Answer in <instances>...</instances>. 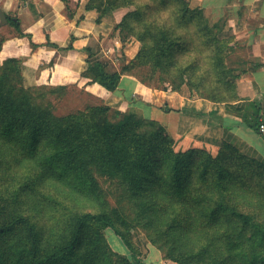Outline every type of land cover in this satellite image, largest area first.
I'll return each mask as SVG.
<instances>
[{"label": "trees", "instance_id": "16d2710c", "mask_svg": "<svg viewBox=\"0 0 264 264\" xmlns=\"http://www.w3.org/2000/svg\"><path fill=\"white\" fill-rule=\"evenodd\" d=\"M121 9L129 11L118 28L141 43L136 60L152 65L165 91L187 86L214 103L239 100L225 59L235 45L218 37L204 10L185 0L86 6L98 23ZM9 24L21 34L18 21ZM122 75L98 62L83 76L113 93ZM67 93L27 88L20 61H0V264H143L132 239L139 226L180 264H264V161L227 142L182 150L165 126L134 113L114 122L105 105L58 116L52 99ZM239 165L259 180L235 177ZM102 184L129 218L120 203L103 207ZM107 229L135 262L109 247Z\"/></svg>", "mask_w": 264, "mask_h": 264}, {"label": "crops", "instance_id": "0c3cea01", "mask_svg": "<svg viewBox=\"0 0 264 264\" xmlns=\"http://www.w3.org/2000/svg\"><path fill=\"white\" fill-rule=\"evenodd\" d=\"M89 1L82 0L69 14L61 0H33L31 6L29 1L26 6L27 2L21 0H2L6 16H14L22 35L16 30L2 43L0 60L20 61L27 88H76L103 97V105L119 111L138 108L150 120L158 118L155 102L162 98L167 108L162 113V124L176 142L211 148L227 142L245 155L264 161V133L259 130L264 124V0H185L191 9L209 12L213 24H226L231 32L235 47L226 52L225 59L234 71L240 92L239 100L231 104L202 99L187 87L180 93L163 89L154 92L152 88L148 92L128 74L122 75L113 93L97 83L90 84L84 73L90 65L106 63L120 48V41L115 36L110 44L116 23L111 16L99 23L92 21L98 13L86 11ZM7 25L3 27H10ZM257 116L258 121H253ZM175 117L180 121L177 129L171 123Z\"/></svg>", "mask_w": 264, "mask_h": 264}, {"label": "rangeland", "instance_id": "374dc122", "mask_svg": "<svg viewBox=\"0 0 264 264\" xmlns=\"http://www.w3.org/2000/svg\"><path fill=\"white\" fill-rule=\"evenodd\" d=\"M28 1H29L30 6L34 5V3H32L33 0H24V1L21 0V3L27 2L26 6H29ZM40 1L43 2L44 0H40ZM81 1L82 0H61L60 4H62L63 6H66V10L70 14L75 9L76 6H79ZM1 5H2V0H0V6ZM71 6L73 7L72 9H71ZM128 11L129 9H121V10H118V11H115L109 14V16H111V20L113 22L114 21L116 22L114 29H113V33H112V38H111L112 41L110 42V44H113V39L116 36L118 40L120 41V48H118L116 53L112 54L111 57L107 60L106 62L107 71L112 74L113 73H124V74L134 76L136 79H138L143 84L144 87L147 88L148 92H150V88H152L154 92L156 90L158 91L162 89L164 90L163 82L158 81V77L154 74L152 65H150V63H143V62L139 63L136 60L137 55L141 49V43L138 41V39L135 36H132L128 31L118 28L123 16ZM204 16L206 20L208 21L209 25L213 26L214 24L212 22L210 13L207 11L206 12L204 11ZM11 17L13 18L14 16H11ZM98 18H99V14L95 19H92V21L97 22ZM195 22L197 23V21ZM9 25L10 27H3V26H8V25L0 26V49H1L2 43L7 38L17 33L15 27L11 24ZM198 27L199 25L196 26L192 30L193 31L198 30ZM226 29H227L226 24H223V25L221 24V25H218L217 28H215V32L218 34L219 38L231 39L234 44V39L230 37L231 32ZM136 32H139V31L137 30ZM127 54H128V57H127ZM0 61H5V60H0ZM229 79L235 84L236 76L233 70H232V78H229ZM45 87L49 88V87H59V86H45ZM184 87H187V86H184ZM182 88L180 90L171 91V92L180 93ZM188 90L193 94V92L189 88ZM67 91L68 93L64 97L60 99H52L53 104H54V112L58 116H65L71 113H76L88 107L104 106L102 103L103 97L97 96L94 93L86 92V91L79 90L76 88L74 89L68 88V86H67ZM166 92L168 91L166 90ZM232 94L233 96L236 95V96H239L240 98V92L238 90L236 94L231 93L230 95L232 96ZM142 96L143 98H146L144 97L146 96L145 94H143ZM217 104H226V103L220 102ZM155 105L159 113L157 116L158 118L152 121H154L157 124L163 125L162 124V113L164 111L166 112L167 108L163 107L162 98L156 100ZM111 109L112 110L110 112V119L114 122H119L124 117V115L126 114L128 115L130 113H134L139 118L142 117V118L147 119L145 116H143L142 111L135 107H130L126 110L123 108V109H120V111L116 110L115 108H111ZM177 118L178 117H175L171 121L172 126H174L176 129L180 125V121ZM178 147L181 148L182 150L187 149V146L182 145V142L178 144ZM218 147L212 148V149L217 150ZM237 169L235 170L236 171V174L234 175L235 177L244 178L245 180H248V181H250V179L252 178L251 179L252 182L259 180L258 176L254 175L252 172L248 173V175L243 174L244 172L240 171V165H239V168ZM92 189L94 190V186L91 187V190ZM95 190H96L97 196L101 200L103 207L106 210L110 211L113 208H116L117 205L120 203L121 208L126 212L125 217L129 218L128 206H125L122 201L118 203L119 201L118 196L116 197V195L106 190V187L103 184L100 186V190H98V187H95ZM103 234H104V238L108 242L109 247L112 248L114 252H116L120 256L127 257L128 259H130L131 262H135L133 256L128 252V250L126 249L121 239L117 237L112 230L107 229L103 232ZM132 239L136 247L140 251V255H141L140 260L143 264H180L172 260L171 258L167 257L168 253L172 252L174 256H178V253L174 252L172 248L162 247V243L160 241L152 242L150 240V232H147L141 226L135 227L132 230Z\"/></svg>", "mask_w": 264, "mask_h": 264}, {"label": "water", "instance_id": "95a60500", "mask_svg": "<svg viewBox=\"0 0 264 264\" xmlns=\"http://www.w3.org/2000/svg\"><path fill=\"white\" fill-rule=\"evenodd\" d=\"M9 23V18L6 16L4 10L0 6V25H7Z\"/></svg>", "mask_w": 264, "mask_h": 264}, {"label": "built area", "instance_id": "2783aa9c", "mask_svg": "<svg viewBox=\"0 0 264 264\" xmlns=\"http://www.w3.org/2000/svg\"><path fill=\"white\" fill-rule=\"evenodd\" d=\"M259 130L264 133V124H261L260 127H259Z\"/></svg>", "mask_w": 264, "mask_h": 264}]
</instances>
